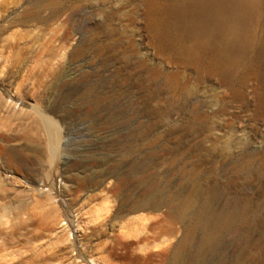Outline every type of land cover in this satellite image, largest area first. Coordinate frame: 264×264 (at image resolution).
<instances>
[{"label":"rangeland","instance_id":"obj_1","mask_svg":"<svg viewBox=\"0 0 264 264\" xmlns=\"http://www.w3.org/2000/svg\"><path fill=\"white\" fill-rule=\"evenodd\" d=\"M257 1L243 46L223 50L202 46L224 42L203 0H0V202L16 204L53 173L67 203L88 185L68 204L71 220L78 212L91 218L112 200L111 182L145 179L166 200L158 213L173 203L194 218L212 216L222 253L212 264H264V0ZM200 19L210 21L199 27ZM39 111L62 131L56 166ZM16 156L31 161L26 174L7 167ZM119 224L94 240L92 264H144L128 257L137 247L119 244L115 234L132 226ZM177 226L181 234L184 224Z\"/></svg>","mask_w":264,"mask_h":264},{"label":"bare ground","instance_id":"obj_2","mask_svg":"<svg viewBox=\"0 0 264 264\" xmlns=\"http://www.w3.org/2000/svg\"><path fill=\"white\" fill-rule=\"evenodd\" d=\"M204 5L212 9L213 18L211 21L210 18L207 21L200 19L197 25L205 27L206 22L213 21L218 37H224V42L222 45L217 43L218 40L214 43L205 42L202 46L214 49L219 46L223 50L233 46L239 50L248 38V20L260 9L259 1L203 0L199 6ZM161 9L165 12L173 11L169 4L163 5ZM54 12L52 9L51 13ZM38 114L50 135V164L56 166L60 159L62 131L53 117L41 111ZM30 164L26 156H16L9 160L7 167L18 174H26ZM53 176L51 173L48 175L50 179L37 181V187H33L22 199L16 200V204L0 202V264H85L88 261L92 264L96 262L93 257L94 240L105 236L108 229L117 223H122L123 228L132 225L115 236L124 248L137 247L140 252H130L128 257L142 260L144 264H153L157 257L161 259L160 264H212L215 255L222 256V253H216L220 251L219 244L210 234L212 216L204 210L197 219L186 207L173 203L169 204L165 212L158 213L166 200L148 188L145 179H139L137 184L130 179L114 180L108 188L112 200L110 198L101 210L97 209L95 216L84 218L78 212L76 220H71L69 206L88 185H78L80 193L76 195L75 190L73 194L76 197L70 198L69 205L62 188L55 185ZM140 186L142 191L136 193L134 190ZM46 187L48 191L44 190ZM6 197L0 193V198L5 200ZM133 213L139 216L130 218L131 222L128 223L127 218ZM125 219L128 221L123 222ZM223 220L224 217L219 215L214 222L221 224ZM178 223L184 224L181 234ZM76 228L80 235L75 233Z\"/></svg>","mask_w":264,"mask_h":264}]
</instances>
